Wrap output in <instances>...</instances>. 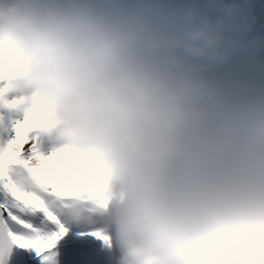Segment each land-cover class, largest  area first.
Masks as SVG:
<instances>
[{
    "label": "clouds",
    "instance_id": "clouds-1",
    "mask_svg": "<svg viewBox=\"0 0 264 264\" xmlns=\"http://www.w3.org/2000/svg\"><path fill=\"white\" fill-rule=\"evenodd\" d=\"M242 29L237 5L0 0L6 95L98 186L115 264H264V91L212 74Z\"/></svg>",
    "mask_w": 264,
    "mask_h": 264
},
{
    "label": "snow or ice",
    "instance_id": "snow-or-ice-1",
    "mask_svg": "<svg viewBox=\"0 0 264 264\" xmlns=\"http://www.w3.org/2000/svg\"><path fill=\"white\" fill-rule=\"evenodd\" d=\"M6 91L0 69V264L17 250L36 264H59L73 222L82 229L81 249L109 243L91 203L98 186L60 165L43 125L33 113L20 112L19 100Z\"/></svg>",
    "mask_w": 264,
    "mask_h": 264
},
{
    "label": "bare ground",
    "instance_id": "bare-ground-1",
    "mask_svg": "<svg viewBox=\"0 0 264 264\" xmlns=\"http://www.w3.org/2000/svg\"><path fill=\"white\" fill-rule=\"evenodd\" d=\"M176 3H183L185 0H174ZM208 10L210 4L237 5L240 16V22L243 27L237 33L241 40L239 46L241 51L244 48L245 59L241 56L239 65L228 67L227 63L217 66L213 70V75L229 87H240L249 91H264V0H192ZM234 3V4H233ZM214 16H219L217 9ZM238 48V49H239ZM247 48V50L245 49ZM238 49L235 54H238ZM247 51V54H246ZM81 227L73 222L69 226V235L62 241L63 250L59 264H92L90 256L99 258V264H115L110 260L108 252L103 246L93 245L87 249H81L80 241L83 237L80 235ZM29 264H36L34 259L29 258ZM110 259V258H109Z\"/></svg>",
    "mask_w": 264,
    "mask_h": 264
},
{
    "label": "water",
    "instance_id": "water-1",
    "mask_svg": "<svg viewBox=\"0 0 264 264\" xmlns=\"http://www.w3.org/2000/svg\"><path fill=\"white\" fill-rule=\"evenodd\" d=\"M21 256H23L21 258ZM8 264H29L27 253H23L20 250L14 251L8 260Z\"/></svg>",
    "mask_w": 264,
    "mask_h": 264
},
{
    "label": "rangeland",
    "instance_id": "rangeland-1",
    "mask_svg": "<svg viewBox=\"0 0 264 264\" xmlns=\"http://www.w3.org/2000/svg\"><path fill=\"white\" fill-rule=\"evenodd\" d=\"M223 1L225 2L226 0H223ZM227 3L228 2H225V3H222V4H226V6H227ZM245 49L247 50V48H245ZM239 50H240V48L238 49V54H235L234 56L231 57V59L227 63V67H226L225 70H228V67L231 68V67L238 66L239 65V59H240L241 56L245 59L246 55L244 54V48L241 51H239ZM246 54H247V51H246ZM112 255H116L115 250L113 251Z\"/></svg>",
    "mask_w": 264,
    "mask_h": 264
}]
</instances>
